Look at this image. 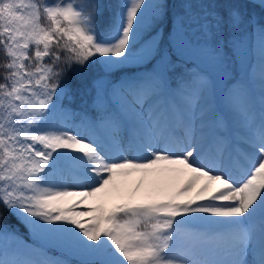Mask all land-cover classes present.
<instances>
[{
  "label": "snow or ice",
  "instance_id": "obj_1",
  "mask_svg": "<svg viewBox=\"0 0 264 264\" xmlns=\"http://www.w3.org/2000/svg\"><path fill=\"white\" fill-rule=\"evenodd\" d=\"M0 264H264V0H0Z\"/></svg>",
  "mask_w": 264,
  "mask_h": 264
},
{
  "label": "trees",
  "instance_id": "obj_2",
  "mask_svg": "<svg viewBox=\"0 0 264 264\" xmlns=\"http://www.w3.org/2000/svg\"><path fill=\"white\" fill-rule=\"evenodd\" d=\"M101 3H106L108 0H100ZM178 2V0H177ZM95 59V58H94ZM99 67H93L89 74L83 79L75 76L74 74H69V79L71 81V86L73 89L74 102L79 103L75 110H87L91 103V96L87 95V89L91 88L90 77L98 72ZM7 222L13 227L16 226L22 230H27V228L22 225L15 217H9Z\"/></svg>",
  "mask_w": 264,
  "mask_h": 264
},
{
  "label": "rangeland",
  "instance_id": "obj_3",
  "mask_svg": "<svg viewBox=\"0 0 264 264\" xmlns=\"http://www.w3.org/2000/svg\"><path fill=\"white\" fill-rule=\"evenodd\" d=\"M102 74V72H101V70L99 71V72H97V73H95L94 75H92L91 77H90V84L92 85V80L93 79H95L96 77H98V76H100ZM68 102L67 101H65V104H67ZM73 104V103H72ZM72 104H71V106H72ZM163 178H157V177H148V178H144V177H142V176H140V175H136V176H133V177H131L129 180H127L126 182H122V188H123V191H125V192H128V191H131V190H133V189H135L136 188V186L143 180L144 182H145V187H148L149 185H154V184H156V183H159V182H161V180H162ZM120 201H119V198L118 197H115L114 199H113V201L111 202V203H109V206H111V205H113V204H115V203H119ZM81 207H83V205L81 206ZM19 232H20V234H21V236L24 238V239H26V240H28V242H31L30 241V234H29V229H28V231L27 232H23V231H21L20 229H19ZM52 252H54V249L53 250H51L50 251V255H53L52 254Z\"/></svg>",
  "mask_w": 264,
  "mask_h": 264
},
{
  "label": "bare ground",
  "instance_id": "obj_4",
  "mask_svg": "<svg viewBox=\"0 0 264 264\" xmlns=\"http://www.w3.org/2000/svg\"><path fill=\"white\" fill-rule=\"evenodd\" d=\"M115 198V196L109 201V203H111L113 201V199Z\"/></svg>",
  "mask_w": 264,
  "mask_h": 264
}]
</instances>
